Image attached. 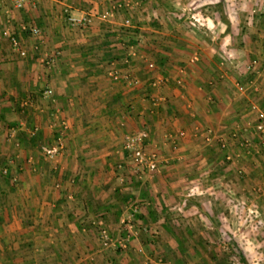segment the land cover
<instances>
[{
	"label": "crops",
	"instance_id": "crops-1",
	"mask_svg": "<svg viewBox=\"0 0 264 264\" xmlns=\"http://www.w3.org/2000/svg\"><path fill=\"white\" fill-rule=\"evenodd\" d=\"M1 1L0 168L11 165L0 191L15 180L24 190L0 193L2 264H157L154 249L182 257L180 223L199 211L190 184L209 168L228 163L246 174L257 163L243 142L263 144L250 107L264 105V0H140L138 9L106 22L96 17L86 30L71 28L67 17L99 15L112 0H27L20 9L13 0ZM126 16L133 28L123 34ZM22 23L39 28L40 37L19 32ZM5 29L17 32L25 58L12 52ZM57 52L47 67L42 61ZM109 70L139 84L112 81ZM159 77L162 84L152 83ZM26 100L29 105L17 110ZM62 121L67 130L61 133ZM32 126L41 138L35 148L63 139L52 181L43 167V174L29 175L31 143L10 149L13 140L16 146L24 137L29 141ZM142 129L146 149L158 157L154 173L137 168L123 148L124 136ZM16 169L24 171L16 177ZM51 182L59 189L50 191ZM129 217L136 232L128 249L103 248L97 223L117 239Z\"/></svg>",
	"mask_w": 264,
	"mask_h": 264
},
{
	"label": "rangeland",
	"instance_id": "rangeland-1",
	"mask_svg": "<svg viewBox=\"0 0 264 264\" xmlns=\"http://www.w3.org/2000/svg\"><path fill=\"white\" fill-rule=\"evenodd\" d=\"M195 21V17H191L190 28H195ZM24 102H27V100L21 103ZM28 105L29 102H27L25 106L18 104L16 107L19 106L17 110H24ZM16 107H14V109ZM15 110H13V112H15ZM19 113L20 111H17V115H26L24 112ZM31 114L32 113H30L29 116H35ZM27 134L30 138L32 135L31 129H29ZM39 135V132L34 134L36 137L35 144L41 139ZM11 139L14 138L12 137ZM54 139L44 143H51ZM259 141L261 142L262 140ZM262 142L264 144V137ZM16 143L19 144L16 140L9 143L11 150L14 148L22 150L27 149V146L23 145L24 143H20V146H16ZM38 143L40 144V142ZM35 144L32 145L33 150L29 154L30 156H28L30 166L27 168V171L30 176L34 177L44 173L43 171L40 172L38 168L43 167L44 171H46L45 179L47 181H52V178L56 177V175L54 176L52 173L54 171V165L57 168L58 163L55 164L52 163V161L45 163L42 159H39L38 156H40L41 153L40 147L38 144V148H35ZM259 144L260 143H258L257 146L258 152L251 151L249 154H246L257 161V163L249 164V167L253 168L252 171H248V173L245 174L242 168L236 169L234 167L232 169L229 168V164L226 163L224 168H209V170H206L204 173L201 172V178H198L201 179V181L199 180L198 182H192L190 184L191 188H189L188 193L194 195L191 201H193L199 211L195 210L190 216L185 218L181 217L183 221L180 224L184 226L183 231L180 230L182 233H179V235L181 234L179 238L182 239V248L180 250L182 257L176 259L174 258L176 255L174 252L168 255L167 252L161 253L154 249L155 263L264 264V184L262 185V183H264V173L263 176L258 174L264 170V168L262 169L264 162L258 157L262 156V158H264V150L262 149V145ZM33 152L37 153V155L34 154L36 157L32 154ZM17 154L18 152L15 153V155ZM17 160H20V157ZM224 161L227 162L226 159ZM10 165L11 164H6L0 168V177L7 175ZM32 165L35 167L33 168ZM5 168L7 173H4ZM17 169L14 171V176L16 177L24 171ZM141 170L149 172L145 168H141ZM238 171H242L241 174H239ZM218 177L219 181L214 180L216 178L218 179ZM212 181H214V183ZM13 182V185L3 184L0 193L3 195L5 193L7 197L12 194L15 196L23 194L24 190H21L19 182L16 180ZM48 186L50 187V191L53 192L59 189L60 183L51 182ZM187 204L191 205V203L185 202V205ZM195 216L197 217L196 221L193 219ZM190 219L194 220L196 225L191 224V221H188V224H186V221ZM177 228H180V225H178ZM0 235L2 234L0 233ZM188 241L190 242L189 244L193 246L188 245ZM126 250L125 248L122 251L124 252ZM140 254L142 255V253H139V255ZM2 258L3 255H0V264H2L4 260V258Z\"/></svg>",
	"mask_w": 264,
	"mask_h": 264
},
{
	"label": "built area",
	"instance_id": "built-area-1",
	"mask_svg": "<svg viewBox=\"0 0 264 264\" xmlns=\"http://www.w3.org/2000/svg\"><path fill=\"white\" fill-rule=\"evenodd\" d=\"M27 0H13L12 5L15 9H20L24 6ZM2 4V1L0 0V5ZM140 0H119V1H111V7L99 15H92V14H86L81 16H68L67 17V23L71 28L74 29H80V30H86L89 29V27L92 25L94 19L98 17V19L102 22H106L108 20H111L114 18V15L117 12H121L122 10L132 12L133 9H138L140 7ZM133 28L132 25V19L130 16H126L123 21L120 23V31L124 34H128V31ZM19 32H28L31 37L38 38L40 37V29L36 26H32L26 23H22L19 26ZM3 35L7 38L9 45L11 47V50L14 54H16L19 58H25L27 56V51L24 47L21 45V41L18 38V34L16 31H12L9 29H5L3 32ZM59 55V52L54 53L51 56H46V58L42 61L45 65L50 67L52 64L55 63L56 57ZM113 63V62H112ZM264 63V61H263ZM111 64V63H110ZM256 62L253 61L249 68H254ZM222 63H218V66H221ZM147 70L153 71L155 69V65L153 62H148L146 65ZM108 76L112 81H122L124 84L129 85H137L139 84L138 79L131 77L129 74L126 73H119L117 70H109ZM163 78H155L152 83L157 85H160L163 83ZM238 91L243 92L245 89L244 85H238ZM52 94L51 89H46L44 91L45 96H50ZM160 100V99H159ZM157 99V101H159ZM155 101V103L157 102ZM27 105V102L21 103V106ZM251 111L253 112L255 116V124L254 129L257 134L264 137V105L258 106L256 104H252L250 107ZM61 133L67 130V125L62 121L59 124ZM39 132L38 126H33L31 129L32 135ZM182 133H179V136H181ZM148 137L146 130H137L131 133H128L123 138V148L124 150L128 151L131 154L132 160L137 168H145L149 172H156L158 170V157L154 152H150L145 147V141ZM224 144H221V147H224ZM263 146V144H262ZM64 142L62 137H57L54 139L53 142L48 144H43L40 146V151L42 156L48 160L52 161V163H55L54 161L60 157L64 151ZM243 148L247 152L253 151L252 145L249 141L243 142ZM227 159H230V157H227ZM54 169H57L54 165ZM5 172V170H4ZM242 171H238L239 174H241ZM122 224L125 226V230L128 235L132 234L135 235L134 225L132 224V219L126 218L122 221ZM98 227V236L100 239L101 246L103 248H122L125 249L127 237H121L117 239H113L111 235L109 234L108 230L103 226L101 223H97ZM139 252L142 250L139 249Z\"/></svg>",
	"mask_w": 264,
	"mask_h": 264
},
{
	"label": "trees",
	"instance_id": "trees-1",
	"mask_svg": "<svg viewBox=\"0 0 264 264\" xmlns=\"http://www.w3.org/2000/svg\"><path fill=\"white\" fill-rule=\"evenodd\" d=\"M33 127V126H32ZM32 127L30 128V129H32ZM35 139H36V137L34 136V135H31L30 136V138H29V141L28 140H26V138H22L21 139V143L23 144V145H25L26 143H31V145H33V144H35ZM254 151V150H253ZM4 173H7V170L5 169V172ZM133 224V223H132ZM134 225V224H133ZM125 230V229H124ZM122 237H127V233H126V230L124 231V235L122 236ZM131 237H135L134 235H132V234H130V235H128V237H127V242H126V249H128V243H129V240H130V238ZM123 249L122 248H119V247H117V248H114V251H122Z\"/></svg>",
	"mask_w": 264,
	"mask_h": 264
}]
</instances>
